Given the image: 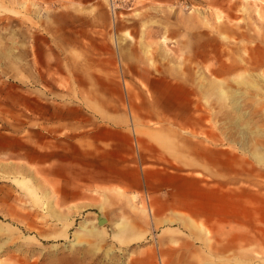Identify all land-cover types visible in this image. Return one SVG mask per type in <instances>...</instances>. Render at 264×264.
Wrapping results in <instances>:
<instances>
[{"label":"rangeland","instance_id":"1","mask_svg":"<svg viewBox=\"0 0 264 264\" xmlns=\"http://www.w3.org/2000/svg\"><path fill=\"white\" fill-rule=\"evenodd\" d=\"M0 264H264V0H0Z\"/></svg>","mask_w":264,"mask_h":264},{"label":"crops","instance_id":"2","mask_svg":"<svg viewBox=\"0 0 264 264\" xmlns=\"http://www.w3.org/2000/svg\"><path fill=\"white\" fill-rule=\"evenodd\" d=\"M162 41L165 42V39H162ZM100 149L102 152L101 156L103 158V152L104 151L106 152V150H104L103 148H100ZM73 156L75 157L74 159L75 161H70V169H75L76 172H81L80 170L83 168L84 178L82 177L83 176L82 173L78 176V178L77 176L73 177L72 175L69 177L70 181L74 180V182H70V185H69L70 190L67 192V194L63 195L66 202H69V203H77V202H81L83 200H88L92 198V193L89 191V188L93 187V180H94L92 175L87 174V173L92 174L91 168L89 166L91 161H88L87 159H85L88 156L89 157L91 156L90 148L87 146L72 145L70 149V157H73ZM83 158L85 161L84 164L82 163ZM65 179L67 178L65 177ZM114 180H118V179L116 178ZM78 181H80L79 182L80 185H78ZM96 181L100 182V185H110L109 179L107 177H102L101 175L100 177H98V179H96Z\"/></svg>","mask_w":264,"mask_h":264},{"label":"built area","instance_id":"3","mask_svg":"<svg viewBox=\"0 0 264 264\" xmlns=\"http://www.w3.org/2000/svg\"><path fill=\"white\" fill-rule=\"evenodd\" d=\"M108 9L112 13L113 17L117 11L119 13L123 10H129L134 7L135 0H106Z\"/></svg>","mask_w":264,"mask_h":264},{"label":"water","instance_id":"4","mask_svg":"<svg viewBox=\"0 0 264 264\" xmlns=\"http://www.w3.org/2000/svg\"><path fill=\"white\" fill-rule=\"evenodd\" d=\"M106 220L104 218L99 219V223H104Z\"/></svg>","mask_w":264,"mask_h":264}]
</instances>
